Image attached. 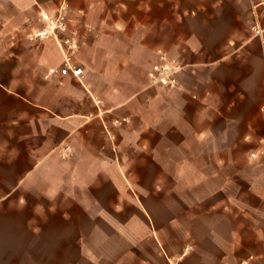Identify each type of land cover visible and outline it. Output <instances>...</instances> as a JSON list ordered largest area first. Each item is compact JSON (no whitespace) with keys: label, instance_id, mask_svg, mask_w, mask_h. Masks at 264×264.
<instances>
[{"label":"crops","instance_id":"0c3cea01","mask_svg":"<svg viewBox=\"0 0 264 264\" xmlns=\"http://www.w3.org/2000/svg\"><path fill=\"white\" fill-rule=\"evenodd\" d=\"M63 1L0 0V181L1 171L17 172L0 201L23 185L60 202L79 171L115 164L106 114L144 92L157 101V118L165 116L167 99L181 126H192L194 139L206 144L187 152L195 156L190 168L203 178L189 179L188 189L175 195L171 244L157 246L163 264H264V35L244 39V0H187L182 11L180 0H68L81 43L73 60L84 68L83 79L61 73V45L40 34L42 13L49 17ZM252 3L264 10V0ZM164 50H179L180 60L168 55L184 65L172 89L149 85L148 71ZM141 51L155 55L147 83L111 101L122 89L116 82L128 88ZM219 139L223 144L212 145ZM16 201L28 202V195L17 194ZM20 215L0 208V264H21L13 252L33 245L36 230L21 226L30 217Z\"/></svg>","mask_w":264,"mask_h":264},{"label":"rangeland","instance_id":"374dc122","mask_svg":"<svg viewBox=\"0 0 264 264\" xmlns=\"http://www.w3.org/2000/svg\"><path fill=\"white\" fill-rule=\"evenodd\" d=\"M180 1L184 2L182 11L187 7V0ZM65 3L68 6L65 17L67 29H56V32L60 36L72 35L78 39L79 32L70 25L68 0L58 7ZM243 5L244 39L254 36L253 41L258 42L264 35V10L254 8L252 0H244ZM58 12L51 14L49 19L47 14L42 13L45 29L52 26L51 20L57 17ZM116 14L123 17L121 12ZM258 29L262 33H258ZM50 37L55 38L53 34ZM168 54L181 58L179 50L176 53L169 51ZM154 60L152 51L138 52L132 62V73L125 81L128 82V88H124L122 80L116 82V86L122 89L115 97H111V101H120L129 92L136 94L147 83L145 73ZM73 61L76 63L75 59ZM99 99L103 108L108 109V103L101 97ZM166 100L163 101L164 117L157 118V101L144 92L136 94L124 107L107 113V117L110 115L112 144L117 150L115 164L91 172L79 171L78 183L66 185L62 201L53 203L36 188L28 186L24 189L23 185L0 201L1 209L20 211L23 214L20 216L30 217L29 221L20 219V225L26 224L36 230L30 250L19 245V249L13 252L14 258H19L21 264H26L25 260L29 264L164 263L157 255V246L159 241L171 244L175 195L178 198L180 191L188 189L189 179L203 178V172L190 168L189 163L194 161L195 156L187 152H198L206 145L194 139L189 130L192 126H181L177 121V110ZM237 127L234 126L231 131L235 132ZM161 131L165 137L160 140L157 134ZM230 141L235 145L237 140ZM221 144L223 141L219 139L212 145ZM237 145L243 144L238 142ZM248 145L255 146L252 143ZM157 149L165 152L176 149L184 154L161 155ZM1 172L9 179L5 177L0 181V193L9 190L17 177V172H10V175L9 172ZM22 173L18 172V175ZM54 174L47 173L48 176ZM39 182L42 187L45 186L42 179ZM20 193L27 194L29 201L18 203L16 196ZM58 247H62V250Z\"/></svg>","mask_w":264,"mask_h":264},{"label":"built area","instance_id":"2783aa9c","mask_svg":"<svg viewBox=\"0 0 264 264\" xmlns=\"http://www.w3.org/2000/svg\"><path fill=\"white\" fill-rule=\"evenodd\" d=\"M67 4H62L59 8L58 15L55 19L51 20L52 26L44 29L40 34L51 35L53 34L58 43L62 47L64 56V63L60 71L63 74L72 72L74 76L83 79L85 76L84 68L73 61V55L79 48V42L75 36H60L56 29L65 31L67 29L66 24V10ZM49 19V17L47 16ZM258 33H262L261 29L257 30ZM184 68V65L175 58H171L167 53L161 52L158 60L152 65L148 71V79L150 86H158L165 89H172L179 84V73ZM55 71V69H52ZM101 100L98 99V102ZM116 122H120L116 120Z\"/></svg>","mask_w":264,"mask_h":264}]
</instances>
